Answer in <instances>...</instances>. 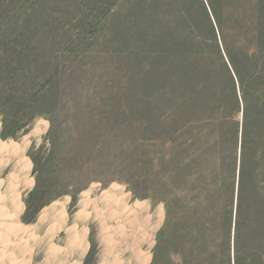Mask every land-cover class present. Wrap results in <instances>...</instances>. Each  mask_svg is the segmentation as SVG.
<instances>
[{
  "label": "rangeland",
  "instance_id": "374dc122",
  "mask_svg": "<svg viewBox=\"0 0 264 264\" xmlns=\"http://www.w3.org/2000/svg\"><path fill=\"white\" fill-rule=\"evenodd\" d=\"M225 6L236 19L223 15L219 27L210 18L234 98L216 104L221 120L210 122L205 136L162 130L159 85L148 84L150 75L126 46L124 53L109 49L106 31L80 33L94 44L87 41L70 57L57 46L48 69L36 61L13 78L0 76V112L16 114L8 126L29 112L22 103L31 100L26 82L58 76L51 93L31 105L23 131H3L0 117V142L12 145L0 153V264H234V221L239 259L249 257L253 240L264 256V99L249 131L240 215L235 206L243 123L236 74L244 76L238 60L252 51L264 70V0H227ZM91 7L50 0L44 10L56 25L48 35L77 34L64 29L78 25L68 13L87 16ZM60 56L65 64L58 69ZM195 103L206 104L202 98ZM219 130L217 147L196 150V141L210 142ZM11 132L14 137L1 138Z\"/></svg>",
  "mask_w": 264,
  "mask_h": 264
},
{
  "label": "trees",
  "instance_id": "16d2710c",
  "mask_svg": "<svg viewBox=\"0 0 264 264\" xmlns=\"http://www.w3.org/2000/svg\"><path fill=\"white\" fill-rule=\"evenodd\" d=\"M225 1L227 2V0H63L65 6L79 3L93 7L87 16H80L78 12L77 16L68 13L71 22L84 26L79 28L78 25L70 27L65 24L66 31L77 30V34L60 37L48 35L56 25L49 22L44 10L50 0H0V76L13 78L17 70L31 69L36 61L43 62L42 67L48 69L57 46L62 49L60 53L63 56L67 54L70 57L74 49L86 48L87 41L93 42L91 46L94 44V39H85L80 33L106 31L111 37L109 49L114 53H124L126 46L129 56L137 58L144 71L150 75L148 84L159 85L165 113L160 119L162 130H166L168 134L178 130L179 133L195 132L199 136H205L208 124L221 120L220 114L223 110L216 107V104L234 98V85L218 52L217 38L210 18L213 17V22L219 27H223L224 19L231 21L237 18H231ZM223 15L226 18L223 19ZM127 43L129 45H126ZM37 45H40V48L32 50ZM35 52L40 55L34 56ZM80 55H83V52ZM258 57L256 51L246 53L244 60L240 56L238 64L242 68L245 66V74L244 76L239 72L236 74L243 117L236 216L241 212L244 171L250 162L249 131L256 107L263 103L264 99V70L256 67ZM63 58L61 56L56 58L55 66L58 69L65 64ZM228 61L234 71L238 70L235 58L228 56ZM222 76L225 78V84L219 80ZM40 78L44 82L36 80L26 82L25 93L31 99L30 102L29 100L22 102L24 110H29L26 116L20 120L16 118L14 124L8 126L6 123L9 115L14 117L16 114L14 111L10 113L9 110L0 112L3 131L12 126L14 133L23 131L29 123L26 118L31 113V105L40 96L51 93L48 90H53V81L58 79V76H51L47 80L45 76ZM8 88L5 89V94L12 93ZM178 94L180 98H176ZM197 98H202L206 104L200 107L195 103ZM28 102L29 107L26 106ZM180 108L182 111L186 110L187 114H180ZM202 114L206 117L197 120ZM14 133L11 135L2 133L1 138L6 140L14 137ZM221 135L222 131L219 130L218 134L214 133L210 138V142L196 141L194 146L196 150L205 152L209 150V145L217 147L220 144ZM185 145L189 143L186 142ZM194 160L197 164L201 162L199 159ZM173 211V202H168L166 204V216L170 217L167 218L168 222H171ZM234 224L236 256L234 264H264L261 261L264 256L256 247L254 240L249 257L243 261L239 259V223L234 221Z\"/></svg>",
  "mask_w": 264,
  "mask_h": 264
},
{
  "label": "bare ground",
  "instance_id": "6f19581e",
  "mask_svg": "<svg viewBox=\"0 0 264 264\" xmlns=\"http://www.w3.org/2000/svg\"><path fill=\"white\" fill-rule=\"evenodd\" d=\"M9 150H11L10 144H4L0 142V153L4 151H9Z\"/></svg>",
  "mask_w": 264,
  "mask_h": 264
},
{
  "label": "water",
  "instance_id": "95a60500",
  "mask_svg": "<svg viewBox=\"0 0 264 264\" xmlns=\"http://www.w3.org/2000/svg\"><path fill=\"white\" fill-rule=\"evenodd\" d=\"M236 192H237V190H236Z\"/></svg>",
  "mask_w": 264,
  "mask_h": 264
},
{
  "label": "crops",
  "instance_id": "0c3cea01",
  "mask_svg": "<svg viewBox=\"0 0 264 264\" xmlns=\"http://www.w3.org/2000/svg\"><path fill=\"white\" fill-rule=\"evenodd\" d=\"M12 146V145H11Z\"/></svg>",
  "mask_w": 264,
  "mask_h": 264
}]
</instances>
